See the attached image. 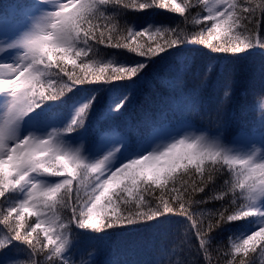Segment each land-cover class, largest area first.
<instances>
[{
	"label": "snow or ice",
	"instance_id": "snow-or-ice-1",
	"mask_svg": "<svg viewBox=\"0 0 264 264\" xmlns=\"http://www.w3.org/2000/svg\"><path fill=\"white\" fill-rule=\"evenodd\" d=\"M109 6L136 11L157 7L179 13L185 21L189 19V9H203L206 15L202 20L210 23L191 36L180 26L140 31L124 28L127 35L114 39L116 25L103 11ZM53 8L36 17L30 31L7 46L23 50L19 62L0 64V93L10 97L0 123V232L6 234V239H0V264H67L63 253L69 244V224L101 231L168 215L191 222L199 240L197 252L205 257L204 264H211L209 248L214 229L256 217V230L231 244L230 251L224 253L225 264H252L251 257L243 259L239 254H264V211L253 207L264 197V162L253 156L232 155L219 141L199 135L179 139L163 150L140 147L117 163H112L114 154L109 153L95 163L85 164L76 152L62 148L56 140L61 133L53 131L47 138L37 139L31 135L18 138L17 131L21 120L71 87L131 80L153 57L179 44L203 45L213 53L233 56L245 49L264 48V35L253 36L264 25V0H56ZM102 19H107L103 27L94 23ZM194 23H201V18L197 17ZM97 45L126 49L143 57L144 62L127 68L102 64L89 55ZM0 52H5V48H0ZM65 65H72V70ZM53 74L62 82L44 79ZM207 78L205 73L201 83H206ZM175 80L177 85L182 84L183 74L177 72ZM197 94L193 91L190 97L193 105ZM127 99L122 97L112 111L119 112ZM91 103L90 100L76 111L63 134L71 133L74 125H83ZM32 174L56 178L57 182L54 186H41L30 182ZM217 176L231 178H224L215 198L230 200L235 210L220 212L215 220L210 218L205 232L190 211L191 205L205 201L192 197L204 192L209 182L215 183ZM10 194L19 195V199L8 204ZM60 208L71 210L67 223L57 216ZM31 217L35 220L30 222ZM13 241L24 245L25 259L3 252Z\"/></svg>",
	"mask_w": 264,
	"mask_h": 264
},
{
	"label": "trees",
	"instance_id": "trees-1",
	"mask_svg": "<svg viewBox=\"0 0 264 264\" xmlns=\"http://www.w3.org/2000/svg\"><path fill=\"white\" fill-rule=\"evenodd\" d=\"M38 2L41 0H0V19L12 20L14 15L22 17V6ZM131 2L132 0H125V3ZM235 2L244 3L247 0ZM103 11L116 25L112 32L114 39L127 35L122 29L140 31L145 29L140 27L146 23L147 29H173L180 26L189 36L198 33L205 24L210 23L202 20L203 15H206L203 9H189L186 13L188 21L179 13L157 7L136 11L109 6ZM197 17L201 18V23H194ZM97 22L103 27L107 19L94 21ZM105 34L107 35V30ZM261 35H264V25L253 32L256 38ZM144 40L147 42V37ZM89 55L102 64L110 63L118 67H133L144 62L143 57H138L126 49L104 45H97L95 51ZM65 66L72 70V65ZM177 72L183 74V83L180 85L175 80ZM205 73L208 78L202 84ZM44 79L62 82L54 74ZM193 91L198 93L195 105L190 98ZM110 93L128 97L125 106L112 114L108 113ZM84 97H88L85 103L90 100L92 103L83 125H74L71 133L63 134V130L70 124L67 121L71 106ZM52 118L59 125V140L66 143L69 139L73 141L72 144L81 141L83 151L94 147L101 138L110 136L123 141V147L116 154L124 151V156L125 153L132 154L127 150L135 151L154 134L175 130L181 125H190L198 132L215 136L225 148L238 137L259 135V158H263L261 162H264V48L245 49L243 53L233 56L213 53L203 45L182 43L160 56L153 57L143 71L131 80L71 87L70 91L57 99L45 101L23 121L26 123L35 119L43 122ZM38 175L49 180L56 179ZM193 176L199 182V176L194 170ZM224 178L231 177L217 176L215 183L209 182L204 192L195 193L192 197L205 201L190 207L194 218L205 232L208 231L210 218L215 220L219 218L220 212L235 210L230 200L215 198L221 192ZM15 200V194H10L7 203L11 204ZM70 215V209L60 208L57 212V216L64 223L68 222ZM254 219L255 217H248L214 229L209 248L211 264H225V251H230L231 244L243 238L242 231ZM34 220L35 217L30 218V222ZM190 224L185 218L172 215L101 231L80 229L69 224L67 235L71 250L68 256L63 253V258L67 264H80L89 257H92V264H204L205 257L197 252L198 237ZM40 238L43 239L42 232ZM0 239H6V234L0 232ZM25 251L24 245L15 241L3 250L4 253L17 255L19 259L26 258ZM239 257H251L252 264H264V254L259 252L249 253L248 256L240 253Z\"/></svg>",
	"mask_w": 264,
	"mask_h": 264
},
{
	"label": "rangeland",
	"instance_id": "rangeland-1",
	"mask_svg": "<svg viewBox=\"0 0 264 264\" xmlns=\"http://www.w3.org/2000/svg\"><path fill=\"white\" fill-rule=\"evenodd\" d=\"M55 2L56 0H49V3H31L22 6L21 14L23 15V17H21L20 15H14L12 20H8L7 18L0 19V48H5V52H0V64H15L19 62V57L22 56L23 50L19 48H8L7 46L30 31L33 21L36 19V17L44 13L53 11V5L55 4ZM140 28L147 29V23ZM122 97L124 96L110 93L108 113H114L112 111V108ZM87 99L88 97H84L80 102L71 106L70 118L68 119L67 123L71 122L76 111L83 104H85ZM9 100L10 97H8L6 94L0 93V123L3 122L2 114L6 110ZM58 126L59 125L56 124L54 118L43 122L40 120L30 119L25 123L23 120H21L17 135L18 138H23L28 135H31L32 137H35L37 139L47 138V136L53 131L58 132ZM199 135H204L211 140H217L215 136H209L205 132H198L190 125H181L175 130L152 135L149 140L146 143L142 144L140 147H144L149 151L154 149L163 150L164 147L170 145L173 142H177L179 139L191 138ZM56 140L61 144L64 150L76 152L79 158L85 164L95 163L97 160L103 159L109 153L114 154L112 163H117L120 160H125L128 156L131 155L130 153H125L123 156L124 151H120L119 154H116L123 147V141L121 139L110 136L101 138L100 141L94 145V147L86 151H83V143L81 141H77L75 144H72L73 141L68 139L65 143V141L59 140L58 136L56 137ZM260 147V136L252 135L248 138H236L227 149L230 150V154L232 155H238L242 157L253 156L257 161H261V159L263 160V158H259V156H261ZM127 152L133 153L134 151L127 150ZM29 180L30 182L38 183L41 186H54V184L57 182V179L49 180L45 177L39 176L38 174H32L29 177ZM15 196L16 199H19V195L15 194ZM254 208L260 211H264V197H261L257 200ZM258 226L259 223L257 218L255 217L254 222L242 231V236L245 237L249 235L251 232L255 231ZM42 227H46V225H42ZM70 250L71 245L68 244L66 246L64 254L68 256L70 254ZM80 264H92V257H89L85 262H82Z\"/></svg>",
	"mask_w": 264,
	"mask_h": 264
}]
</instances>
